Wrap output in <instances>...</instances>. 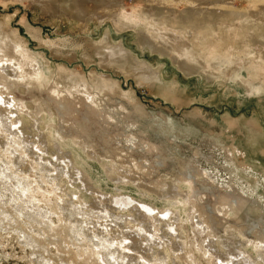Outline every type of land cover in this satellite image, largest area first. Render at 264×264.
<instances>
[{
	"label": "rangeland",
	"instance_id": "rangeland-1",
	"mask_svg": "<svg viewBox=\"0 0 264 264\" xmlns=\"http://www.w3.org/2000/svg\"><path fill=\"white\" fill-rule=\"evenodd\" d=\"M243 1L235 0L234 7L244 6ZM119 2L123 4L124 11L130 13L141 0H120ZM81 4L90 10L95 8L90 0L86 1V4ZM38 5L34 2L30 3L29 0H0V23L8 34V41L14 43L18 41V44L23 41L22 45L31 58V64L38 67L46 79L39 84L36 82L35 87L32 86L29 92L15 84L9 95L4 94L3 97L14 96L26 101L27 105L35 103L38 107L40 112L37 119L40 123L36 127L32 117L25 112L18 111L15 114L13 111L10 116L14 115L17 118L15 123H18L28 141L31 140L44 149V154H41L44 155L43 158L46 160L52 158L50 156L52 152L45 150L47 143L50 151L57 153L56 147L64 148L63 151L69 154L73 150L74 155L78 157L79 163L76 162V167L68 168V171L72 173L61 174L62 177L56 180L54 187L47 185L50 193H46V200L52 199L59 202L60 199L65 201L72 199L75 205L81 204L84 209L92 204L96 206V202L101 201L112 211L114 206L109 207V200L111 196L120 194L135 198L134 201L140 204L145 202L157 209H171L176 215L172 213L166 218L159 216L157 219L160 222L173 223L175 232L163 236L166 226H161L160 233L163 238L156 239L151 245L145 243L143 236L139 238L140 240L136 239L139 241L138 251L130 252L133 253L130 255L134 257L141 254L148 257L154 252L156 257L157 254L165 257L164 261L167 264H188L189 262V264L193 262L221 264L217 258L225 259V253L229 247H243L248 253H254L252 244L257 241L262 232L264 233V211L260 208L264 209V182L247 175L245 169L252 167L264 173V82L258 83L261 85L255 84L251 90L247 85L248 71L245 68L242 69L243 77H233L232 74L236 73L232 70L234 63L228 65V62L222 61L220 66L224 71L221 68L220 72H216L215 68L220 63L216 60L218 57L212 56L211 53L209 55L199 53L195 59L206 69L212 70L215 79L208 81L199 71L187 74L170 57L151 52L147 47L137 46L136 34L132 29L117 31L109 20L102 23L93 19L86 23L74 17L72 12L69 13L70 11L55 13L51 9ZM179 8L182 9L181 6ZM108 28L111 30L113 41L118 43L122 40L133 51L138 61H147L159 67L162 70L165 85H174L175 94L166 93L165 88H162L163 91L159 87L152 88L133 75L124 74L112 66H101L90 56L86 58L84 53L90 54L101 43L104 44L103 37ZM12 31L17 32L18 38L13 36ZM59 66L65 67L68 71L79 72L86 78L96 73L105 74L115 80L118 87L129 94L127 95L129 97L125 98L119 93L108 94L105 95L106 97L99 96L101 100L91 106L85 103L86 100L82 96H68L66 92L61 93L60 89L56 88L59 96L67 95L68 97L71 110L69 114H63L60 97L53 89H49L56 86L54 82L57 79L56 70ZM8 71L11 78H15V75ZM254 76L256 79L257 75ZM15 81L18 83V79ZM41 83L44 85H40ZM128 99H130L129 102ZM0 107L4 109V105ZM86 109L91 111L89 120H84ZM31 110L35 111L34 107ZM41 112H45L46 121L41 119L40 116L43 115ZM102 112L108 115L103 116ZM83 123L87 125L91 137L85 134L84 129H80L79 125ZM49 128L53 130L51 134L53 138L48 135ZM42 135L45 137L43 142ZM130 137L134 138V144L128 142ZM5 139H7L5 134L0 133V156L4 154ZM16 142L18 143V140ZM146 142L150 143L149 147L144 145ZM250 143H253L251 147ZM85 144H89L91 148L86 150L83 147ZM14 146H17L18 151V144ZM161 150L163 154H166L164 162L159 160ZM33 152L27 155L21 167L24 169L23 173H29L31 178L33 176L37 178L36 148ZM86 154L91 155L88 158ZM8 156L13 158L16 155L8 154ZM85 160L93 165L92 173L101 181V188L96 186L91 188L88 181L84 186L78 179L81 176L76 172H84L81 163ZM184 170L188 175H192L187 177L191 181L189 183L183 179ZM208 170L215 177L218 176L217 179L208 178L207 180L204 173ZM70 175L74 177L70 178ZM81 175L85 178L83 174ZM176 191L180 192L176 195L170 194ZM40 194V192L37 194L41 200L39 206L42 205L44 209L45 199ZM72 194H76L77 197L70 198ZM3 201L4 197H0V208L6 209L7 213L15 216L14 209ZM192 202L200 204L207 212L208 216L203 215L202 218L209 220L212 216L211 218L216 219V224L213 225L215 235L210 239L208 237L204 243V246L206 243L212 245L211 256H202L203 251L196 243L194 244L192 220L189 218L194 211ZM116 207L118 205H115V210L112 212L116 215H126L123 220L127 222L121 223L122 230L116 225L119 220L115 221L116 223L111 220L107 222L108 232L115 239L130 227H135L131 217L137 216L138 221H141L135 204L118 210L120 213L117 212ZM194 214L193 221L197 224V213ZM0 218L4 226L6 224L5 227L0 228V264H69V259L68 262L60 259V257L69 258V256H62V253L58 252L59 245H56L53 237H50L53 242L48 243L45 236H38L33 229H24L26 234H29L26 235L28 237H24L23 233L19 232L20 225L27 226L23 225L28 222L25 218L20 217L19 220L16 218L20 225L6 219L4 214H0ZM51 219L52 228L55 229L60 225L59 217L52 215ZM99 223H95L90 228L104 234L102 228H104L103 223L106 222L101 220ZM182 230L186 234L185 245L181 243L183 240L178 234ZM241 236L248 240L244 246L240 245ZM29 237L37 238L39 243L42 240L43 243L36 245ZM147 245L152 250H144ZM123 251L129 253L127 249ZM189 255L194 257L193 262ZM40 256L44 260H41ZM237 259H240L242 264H246L241 258ZM137 260L140 261V258L138 257ZM78 261L84 264L82 258ZM133 262L131 261V264ZM110 264H116V262H110Z\"/></svg>",
	"mask_w": 264,
	"mask_h": 264
},
{
	"label": "bare ground",
	"instance_id": "bare-ground-1",
	"mask_svg": "<svg viewBox=\"0 0 264 264\" xmlns=\"http://www.w3.org/2000/svg\"><path fill=\"white\" fill-rule=\"evenodd\" d=\"M29 1L30 3L34 2V4H39L42 8L51 9L55 13H67L70 11L69 13L72 12V15L82 22L88 23L95 19L99 22L106 23L107 20H109L117 31L132 29L136 34L137 46L141 48L147 47L151 52L170 57L171 60L187 74L199 71L206 79H208V81L215 79L214 72L210 69H206L197 59H195V56L199 53H206L207 55L211 53L212 56L218 57L216 60L220 63L217 64L215 68L216 72H220L222 61H224V63L228 62V65L229 63H234L235 66L232 70L236 73L232 74L233 77H241L242 69L245 68L248 71L247 85L251 90H253L252 88L255 84L264 82V0H244L243 2L245 5L240 8L234 7L235 0H141V2H138V5L134 7L130 13L124 11L123 4L119 2L120 0H90L95 5V8L92 10L87 9L81 4H86V1L88 0ZM180 6L182 9L179 8ZM100 9L103 10L101 11ZM12 34L18 38L16 31H12ZM103 41L104 44L101 43L90 54L84 53V56L86 58L90 56L95 61L97 60L101 66H112L124 74L133 75L136 79L144 84H149L152 88L159 87L161 88V91H163L162 88H165L164 91H166V93L175 94L174 85H165L162 70L147 61H138L134 56L133 51L125 45L122 40L115 43L109 28L105 31ZM22 44L23 41L19 44L18 41L16 43L8 41V34L5 32L3 24L0 23V106L4 105V109L0 107V133H4L7 137V139H5L6 147L3 148L4 154L0 156V197H4V204H9L14 209L15 216L7 213L6 209L3 210L1 208L0 214H4L6 219L12 220L13 222L18 223V225L20 224L19 221L17 222L16 218L18 220L20 217L25 218L28 222L23 225L27 226L23 227L20 225L19 228V232H22L24 237H28L26 235H29L26 234V230H24L25 228H28L33 229L38 236H45V240H47L48 243H52L56 240V245H59L58 252L60 254L62 253V256H69V258L60 257V259L64 262L69 259V264H81L80 261H78L79 258L83 259L82 263L84 264H110V262H116V264H131V261H134L132 264H167L164 261L165 257L161 255L158 256V254L156 257L154 252L153 255L148 257L144 254H139L140 256L138 257L141 262L137 260V256L134 257L130 255L133 254L130 252L135 250L136 253L138 246L137 243L139 242L136 239L142 238V236L145 239H143L145 243L151 245L156 239H162L163 236H165L164 234L169 235V233L175 232L176 228L174 229L173 223L160 222V220L157 219L159 216L166 218L168 215H171L173 213L171 209H157L149 203L143 202L140 204V202L137 203L134 201L135 198L132 199V197L120 194H116V196L113 197L111 196L109 207L114 206L113 210H115V205H118L116 209L117 212H119L118 210L126 209V206L135 204L137 206L136 210L141 218V221H138L136 218L137 216L131 217L135 227L133 225V227L129 226V230L122 232L124 234L115 239L111 237L108 232L109 225L107 222L109 220L113 222L119 220V223L116 225H118L119 228L121 227L122 230L123 226L121 223L127 222L123 220V217L126 215L114 214V211L112 210V212L111 209L101 201H97L96 206H93L92 204V206L85 207L84 209L81 204L75 205L72 199H68L67 201L60 199L59 202L52 199L46 200V193H50L47 185H52L53 187L56 186L55 182L57 179H60L61 174H69L71 171L69 172L68 168H75L76 162L78 164L79 161H77L78 157L74 155L73 150L69 154L65 150L63 151L64 148L60 149L56 147L58 151L56 153L50 151L48 143L47 146H45V150L52 152V155H50L52 158L46 160L43 158L44 155H41L44 154V149L38 147V145L31 140L28 141L25 134L19 128L18 123H15L17 118H15L14 115L10 116L13 111L15 114L16 112L21 111L32 117L35 127L40 123L37 119L40 111L35 103L27 105L25 103L26 101L21 98H16L11 95V97L8 98L3 97L4 94L6 96L9 95L11 88L15 84L22 86L24 90L29 92L32 86L35 87L37 83L39 84V82L45 79L44 73L38 67L31 64V58L27 55ZM9 62L12 63L9 64ZM208 67L210 68V66ZM8 70L15 75V78H11ZM56 72L57 79H55L56 81L54 82L56 83V86H52L53 88L49 87V89H53L57 94L61 91V93L66 92L68 96L72 97L82 96L86 100L85 103L90 104L91 106L95 105L96 101L101 100L99 96L104 97L108 94L115 95L119 93V95L121 94L125 98L129 97L127 96L129 94L118 87L115 80L105 74L96 73L91 77L86 78L85 75H82L79 72L68 71L62 66H59ZM254 75H257L259 79H257V77L255 79ZM16 79H18V83H16ZM54 83L52 84L55 85ZM40 85L44 84L41 83ZM247 85L245 87H247ZM56 88L60 89L59 92ZM65 96L66 97L59 96V102L62 104L61 106L64 110L62 113L69 114L71 109L68 103V97L67 95ZM129 100L130 99H128V102ZM5 107H7L6 110ZM32 107H34L35 111L31 110ZM121 107L124 108V106ZM85 111L86 115L84 116V120H89L91 111L89 109H86ZM41 113L43 114L40 116L41 119L46 121L45 112ZM109 113H111V111ZM102 114L103 116L108 115L104 112H102ZM79 127L80 129H84L85 134L90 136L85 123L80 124ZM52 132L53 130H50L49 128L48 135L51 136ZM42 136L43 142L45 137L44 135ZM250 138L249 140L251 141ZM16 140H18V143ZM128 142L134 144V138L130 137ZM17 144L18 151L16 148L17 146H14ZM149 144L146 142L144 145L149 147ZM251 144L253 145V143L249 144L250 147ZM83 147L86 150L91 148L89 144H85ZM34 148H36L37 152L35 167L37 178L34 176L31 178L29 173H23L22 171L24 169L21 167L27 155L29 153H34ZM93 148L94 147H92V149ZM161 151L159 160L160 162H164V155L166 154H163V151ZM8 154H15L16 156L10 158ZM87 154L86 156L89 158V155L91 154ZM33 163L34 162H32V164ZM81 164L83 165L84 172H76L81 176V178L78 179L83 182L84 186H86V181H88L91 188L95 186L101 188V181L92 173L93 165L86 162V160L82 161ZM181 172L183 174V171ZM245 173L254 176L258 181L264 182V173L255 168L248 167L245 169ZM81 174H83L85 178H82L83 176ZM195 174L198 175L199 173ZM204 176L207 180L208 178L215 180V178L217 179L218 177H215L209 170L204 173ZM71 177L73 178L74 176L70 175V178ZM187 177H192V175H188L187 171H185L183 179L188 183L191 182ZM85 189L90 190L88 187H85ZM39 192L45 199L43 203L45 204L44 209L42 205L39 206V203L41 202L37 197ZM177 192L180 191L174 193L171 192L170 194L176 195ZM104 194L105 193H102V195ZM71 196L72 198H74V196L77 197L76 194L70 195V198ZM192 208L194 211L189 218L192 220L191 227L195 238L194 244L196 243L198 248L203 251L202 256H211L212 245L206 243V246H204V243L208 237L210 239L215 235L213 232V225L216 224V219L211 218L212 216H210L209 220L202 218L203 215L208 216V214L198 203L192 202ZM260 208L264 211L263 207ZM195 212L197 213V222L205 228L193 221ZM52 215H56L61 221L60 225L55 229L54 227H51ZM173 215L176 214L173 213ZM101 220L106 222L103 223L104 228H102L104 229V234L99 231L95 232L90 228V226L95 225V223L100 224L99 222ZM3 226V220L0 218V228ZM161 226H166V229H163V236L160 233L162 232ZM54 232L56 233L54 234ZM178 234L183 240L181 243L185 245L186 234L183 230ZM50 237H53V241ZM29 239L36 245H39L42 242L41 240L39 243L37 238L34 239L29 237ZM239 239H242L240 242V245L242 246H244V244L246 245V242H248L243 236ZM251 243L252 242H250V244ZM252 246L254 248V251L252 250L254 253H248L243 247L239 248L234 246L232 248L229 247L228 250H226L225 259L221 257H218L217 259L221 261V264H242L240 259L237 258H241L246 264H264L263 232ZM144 248V250H152L148 245ZM124 249H127L129 253H125L123 251ZM124 256H126V260H124ZM189 258L192 262L194 261L193 256L189 255ZM41 260L44 259L41 257ZM193 264L198 263L193 262Z\"/></svg>",
	"mask_w": 264,
	"mask_h": 264
}]
</instances>
